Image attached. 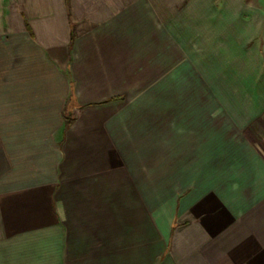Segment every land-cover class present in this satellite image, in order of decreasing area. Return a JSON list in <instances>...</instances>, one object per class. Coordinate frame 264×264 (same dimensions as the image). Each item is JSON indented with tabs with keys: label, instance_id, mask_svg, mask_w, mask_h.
Instances as JSON below:
<instances>
[{
	"label": "crops",
	"instance_id": "0c3cea01",
	"mask_svg": "<svg viewBox=\"0 0 264 264\" xmlns=\"http://www.w3.org/2000/svg\"><path fill=\"white\" fill-rule=\"evenodd\" d=\"M257 124L264 0H0V264H264Z\"/></svg>",
	"mask_w": 264,
	"mask_h": 264
},
{
	"label": "trees",
	"instance_id": "16d2710c",
	"mask_svg": "<svg viewBox=\"0 0 264 264\" xmlns=\"http://www.w3.org/2000/svg\"><path fill=\"white\" fill-rule=\"evenodd\" d=\"M66 5L68 6V0H66ZM74 106V103L72 100L69 101V104L67 106V111L64 115V124H65V127H68L73 119H72V114H71V110H72V107Z\"/></svg>",
	"mask_w": 264,
	"mask_h": 264
},
{
	"label": "rangeland",
	"instance_id": "374dc122",
	"mask_svg": "<svg viewBox=\"0 0 264 264\" xmlns=\"http://www.w3.org/2000/svg\"><path fill=\"white\" fill-rule=\"evenodd\" d=\"M96 97H97V95H96ZM95 99H96V98H91V100H89V101H94ZM91 106H92V105H87V106H85V107L87 108V107H91ZM255 134H256V135L258 134V136H256L255 139H256L258 142H260L261 144L264 145V129L262 128L261 125H259V124L256 125V127H255Z\"/></svg>",
	"mask_w": 264,
	"mask_h": 264
}]
</instances>
